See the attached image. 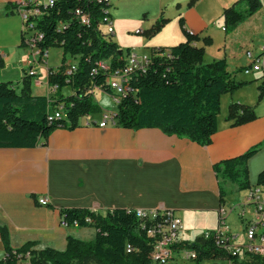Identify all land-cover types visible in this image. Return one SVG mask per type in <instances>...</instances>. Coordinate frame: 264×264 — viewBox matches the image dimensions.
I'll return each instance as SVG.
<instances>
[{"label":"crops","instance_id":"1","mask_svg":"<svg viewBox=\"0 0 264 264\" xmlns=\"http://www.w3.org/2000/svg\"><path fill=\"white\" fill-rule=\"evenodd\" d=\"M14 1L0 0V82H17L16 87L22 88L27 71L33 75V94L53 96L48 76L58 65L49 64L50 49L45 61H39L23 42V19L14 10ZM241 1L111 0L112 40L124 52L130 49L150 55L154 47L178 45L187 40L186 28L198 37L194 43L205 47V63L225 59L230 71H239L237 79L249 83L222 95L218 130L208 145L166 134L160 128L134 130L118 123L101 127L96 122L105 111L115 112L116 106L109 110L111 95L101 100L95 89L94 98L103 111L81 117L75 129H55L46 145L0 147V226L7 228L13 248L35 242L37 249L64 250L69 235L92 240L94 227L62 224L63 207L89 208L103 215L118 207L169 208L183 219L182 240L192 241L203 231L213 230L201 228V233L189 238L186 222L215 213L218 223L219 208L227 202L220 204L214 165L264 143V97L259 98L264 73L242 71L251 62L247 52L258 55L264 49V0L256 13L227 30L224 11ZM161 16L168 21L148 37L145 31ZM73 58L76 62L77 57ZM70 88L64 95L73 93ZM232 102L254 107L256 119L234 125V120L227 119ZM248 167L251 184H256L264 171V145L249 159ZM41 199L48 204L41 205ZM4 256L0 235V258ZM213 260L229 264L228 257ZM174 264L190 263L175 255Z\"/></svg>","mask_w":264,"mask_h":264},{"label":"trees","instance_id":"2","mask_svg":"<svg viewBox=\"0 0 264 264\" xmlns=\"http://www.w3.org/2000/svg\"><path fill=\"white\" fill-rule=\"evenodd\" d=\"M112 6L104 0H55L53 5L44 8L42 16L32 18L43 34L38 43L43 52L57 46L63 48L65 55L70 53L80 58L76 59L77 69L71 74L65 72L66 59L57 69H50L49 84L56 87L50 97L33 94V75L27 71L20 89L12 81L0 82V147L46 145L55 129H75L81 117L103 111V106L94 98V90L101 89L112 98L115 93L108 82L110 73L103 70L93 73V69L100 60H110L111 70L124 67L127 63L124 54L130 51L124 52L117 42L103 35L101 28L106 17L112 15ZM260 8V0H242L226 8V29H234ZM76 9L90 14L89 25L74 17ZM167 21L161 16L145 34L155 35ZM181 23L183 25V20ZM183 30L187 36L185 42L152 48L149 62L132 75L127 83L130 90L120 96L115 120L134 130L160 128L166 134L186 137L204 146L211 143L218 130L222 95L234 93L249 81L238 80L239 71H230L225 59L205 63V47L194 43L198 39L196 34L186 28ZM210 42L206 40V44ZM65 86H71L73 93L64 95ZM263 97L264 87L260 86L259 98ZM59 103L66 106L65 117L51 119L50 111ZM256 117L252 106L241 102H232L229 106L227 119L234 120V125L253 121ZM263 145L253 146L214 165L219 179L220 204L225 203L230 192L226 183L235 184L238 190H248L252 186L248 162ZM257 183H264V171L258 175ZM61 213L70 225L78 221L80 227H94V238L83 240L69 235L64 250L37 249L35 242L13 248L7 228L0 226L5 250L0 264H16V253L26 251L32 253L33 264H153L150 259L152 244L139 226L135 209L118 207L103 215L89 208L63 207ZM128 244L135 250L128 252ZM174 248L196 250V264L228 257L212 238L203 236L192 241L182 240Z\"/></svg>","mask_w":264,"mask_h":264},{"label":"built area","instance_id":"3","mask_svg":"<svg viewBox=\"0 0 264 264\" xmlns=\"http://www.w3.org/2000/svg\"><path fill=\"white\" fill-rule=\"evenodd\" d=\"M111 3V1H106ZM14 10L23 19V42L32 48L35 59L45 61L48 51L43 52L39 42L43 38L41 29L26 24V17L38 18L43 15L44 8L54 4V0H15L13 2ZM112 4V3H111ZM74 17L82 24L89 25L91 16L82 9H76ZM105 26L107 31L103 35H113L115 30L111 16L106 17ZM63 23L60 24V27ZM102 29V28H101ZM250 64L242 71L245 74L253 72L264 73V49L260 54L247 52ZM128 59V68H116L111 70L110 60L97 61L93 73L99 71H108L110 73L108 82L114 91L113 99H120V96L130 88L127 85L132 75L139 69H143L149 62L150 55H140L130 50L124 54ZM66 73L71 74L77 69V61L68 64ZM56 87H53L55 90ZM66 112L64 103H59L56 108H52L51 116H63ZM99 126L105 127L109 123L116 124L115 113L105 111ZM251 211L250 213L248 212ZM237 210L242 225L245 228L243 238L240 233L235 234L227 223V218L231 212ZM136 217L140 228L150 238L152 249L150 259L153 264H174L175 255L186 260L190 264H195L198 259V253L192 248L176 249L174 245L182 241V230L184 227L182 217L174 209L169 208H138L135 209ZM89 222L90 219H87ZM62 224L64 226L80 227L79 222L75 221L72 225L68 224L63 216ZM206 239L212 238L214 244L228 255L229 264H264V183L253 184L248 190L245 199L240 205L232 207L221 205L219 208L218 226L213 230H206L202 234ZM135 247L127 245V251L132 252ZM16 264H33L32 253L26 251L16 253Z\"/></svg>","mask_w":264,"mask_h":264},{"label":"rangeland","instance_id":"4","mask_svg":"<svg viewBox=\"0 0 264 264\" xmlns=\"http://www.w3.org/2000/svg\"><path fill=\"white\" fill-rule=\"evenodd\" d=\"M102 29H103V32L107 31L105 25L102 26ZM107 36L110 37V39L113 38L112 35H110V36L107 35ZM124 38H126V36ZM62 52L64 53V50L62 47H57V46L51 47L50 48V54L48 57L49 64L54 66V67L58 65L57 66V68H58L63 63V59H66V64H70V63L74 62L73 61L74 58L70 53H67L66 55L64 53V56H63ZM79 58H77V59H79ZM13 83L15 85H17V82H13ZM70 89H71L70 86H65L62 89V93L68 94L70 92ZM96 96L98 98H100L101 100H109L108 97H110L107 92L100 90V89L97 91ZM110 100H112V104H111L112 107H110L109 110L113 109L114 106L117 105L114 102L112 96H111ZM228 190L230 191L229 194L226 196V202H227L226 206H228V207H232L233 205H240L242 203V201L245 199L246 194H247V190H238L236 188L235 184L229 185ZM248 212L250 213L251 211H249V209H248ZM218 222H219V218H218ZM227 223L229 224L230 228L233 227L235 234L240 233L241 237L243 238L245 228L242 225V221H241L240 216H238V214H237V210H235L234 212H231L229 214V217L227 218ZM217 226H218V223H217V218L215 217V213H211L210 215H208L207 217L202 218V219H197V220L191 219L190 221L188 220L186 222V227L191 232V235L189 236V238H194L195 233H201V231H200L201 228L214 229ZM32 257H33V255H32ZM204 264H227V263L225 261H222V260H213L212 259V260H209L208 262H204Z\"/></svg>","mask_w":264,"mask_h":264},{"label":"bare ground","instance_id":"5","mask_svg":"<svg viewBox=\"0 0 264 264\" xmlns=\"http://www.w3.org/2000/svg\"><path fill=\"white\" fill-rule=\"evenodd\" d=\"M99 1H102V0H99ZM104 1H110V0H104ZM54 2H55V0H54ZM32 18L33 17H26V24L35 27V24H34V21L32 20ZM121 68H128V59H127L126 65L124 67H121ZM113 100L116 104H118L120 102V99H113ZM63 117H65V112H64L63 116H50L51 119L52 118H63ZM40 204L41 205H47L48 204L47 199H41Z\"/></svg>","mask_w":264,"mask_h":264}]
</instances>
